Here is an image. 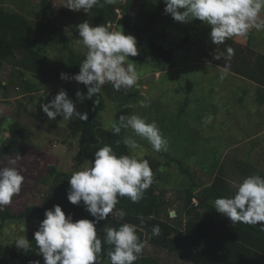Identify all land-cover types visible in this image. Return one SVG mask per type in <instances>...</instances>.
Here are the masks:
<instances>
[{
	"label": "rangeland",
	"instance_id": "1",
	"mask_svg": "<svg viewBox=\"0 0 264 264\" xmlns=\"http://www.w3.org/2000/svg\"><path fill=\"white\" fill-rule=\"evenodd\" d=\"M6 2V6L33 21L41 0ZM51 2L55 22L68 33L75 52L80 56L86 55L87 48L79 41L77 26L88 21L95 27V19L82 10L77 12L63 6L67 0ZM140 2L117 0L118 19L129 18L132 22ZM123 7L129 10L127 14ZM70 11L78 17L75 23L63 14ZM110 30L134 36L125 25H111ZM210 32L211 26L198 19L188 23L177 22L168 14L160 19L154 33L160 44L174 50L177 67L167 70L156 63L141 64L135 57H129L140 77L136 86L127 89V94H137L126 102L129 116L135 114L149 123L155 121L168 140L167 151H155L146 139L137 136L130 128L126 130L125 137L133 138L139 145L136 150L131 149L132 154L161 162L157 187L165 190L166 198L174 202L170 207L171 217L179 213L178 197L185 193V188L193 184L200 187L210 185L220 169L234 193L245 178L255 174L264 177V105H259L255 94L251 93L256 84L221 67L211 56L225 47L228 40H231L232 48L238 50L241 47L245 54L249 49L254 54L264 53V30L252 29L246 36H235L220 45L212 42ZM48 49L54 58L65 56L60 47ZM21 58L22 54L17 53L15 60L0 70V80L7 85V89L0 88V113L6 117L0 134V148L15 138L18 149L5 156L0 167L7 166L9 157L17 158V166L25 176L21 192L13 203L7 205L14 213L21 212L26 206L42 203L48 189L43 180L47 181L51 166L65 173L91 166V162L78 163L76 160L78 139L70 136L74 120H63L62 116L51 120L42 110L41 105L50 103L57 95L55 85L41 82L26 71L25 77H20L18 71L23 67L17 62ZM156 73H160L162 78L157 80ZM24 81L36 84L40 90L26 93ZM124 102V98L117 102L107 98L106 109L101 113L105 130L112 131L111 125L118 123L117 109ZM75 105L80 112V106ZM15 122H19L20 128H26L24 137L10 134L9 127ZM34 224L35 220L10 221L1 229L0 240L13 245L19 237L28 239ZM143 253L157 258L159 264H210L196 253L181 256L151 245H146Z\"/></svg>",
	"mask_w": 264,
	"mask_h": 264
},
{
	"label": "trees",
	"instance_id": "2",
	"mask_svg": "<svg viewBox=\"0 0 264 264\" xmlns=\"http://www.w3.org/2000/svg\"><path fill=\"white\" fill-rule=\"evenodd\" d=\"M6 1L0 0V70L5 64L13 62L17 53L22 54L21 60L17 62L23 67L18 71L20 77H25L29 73L41 82L55 85L56 94L65 90L69 99L80 106V112L88 113V120L75 119L70 131V136L78 139L79 150L76 155L78 163L94 162L95 152L105 145H111L118 156L131 155V149L123 143L127 129L122 128L118 135L105 130L101 113L106 109L107 98L116 102L124 98L125 102L117 109L116 118L119 122L121 115L129 116L130 110L126 102L137 94H127V89L123 88L116 91L110 83H106L102 86L100 94L92 96L91 99L85 97L81 102L76 93L79 91L86 96L87 86L71 77L79 73L80 64L86 55L80 56L75 52L68 33L55 22L52 0H41L40 9L33 14L35 19L33 21L6 6ZM165 8L164 0H141L132 22L129 18L118 19V8L115 4L106 5L104 8L94 7L88 14L95 19L96 26L125 25L137 40L139 54L135 58L139 63H156L164 69L172 70L177 67L174 50L160 44L159 37L154 33V28L157 27L160 19L168 15L165 14ZM122 9L125 14L129 12L124 7ZM63 14L69 16L73 23L78 19L73 11ZM249 45L250 40L247 49ZM232 46L231 40H228L226 46L219 49L216 54L224 53L226 56L227 47ZM50 47H60L61 53L65 56L52 57L48 52ZM247 51L248 54H245L246 51L239 47L238 50L234 49L235 54L230 60L222 57L217 62L221 67L224 66L256 84V88L251 93L255 94V100L259 105H264V53L254 54L250 49ZM61 73L68 75L69 80L61 79ZM24 84L26 93L40 90L36 84L29 81H24ZM0 88L7 89V85L1 80ZM5 121L6 117L0 113V134ZM9 129L12 136L18 134L17 137H24L23 134L27 133L26 128H20L19 122L13 123ZM117 141H120L119 145ZM16 145L15 138H12L6 146L1 147L0 161L5 156L17 152ZM146 159L153 171V183L145 191L143 199L133 203L127 197H119L116 208L123 209L127 213L124 219L114 218L110 214L107 220L97 224L98 236L102 239L101 264H110L107 252L112 250V246L104 243L103 228L106 225L118 228L123 223L136 225L137 234L141 241H147V245L170 253L181 256L196 253L210 264H264V231L259 230L260 225L245 223L233 225L227 217L214 209L215 199L235 195L222 169L218 171L210 185L200 187L193 184L185 188V193L178 197L181 206L179 213L176 211L177 215L171 217L170 207L174 202L166 198L165 190L157 187L162 164L159 161ZM47 175V181L43 180V182L48 185V189L41 204L26 206L18 213L12 212L8 206L0 209V235L1 229L10 221L35 220L34 227L28 235L31 250L25 252L23 249H18L16 244L6 245L0 240V264H33L37 260L40 264H44L43 256L38 254L39 249L36 247L34 234L38 231L40 222L45 219V212L54 209L55 205L62 206L66 216L71 215L74 221L95 219L86 211L83 202L80 205L69 202L68 180L72 173L59 172L55 166H51ZM14 199L15 197L13 201ZM196 199L197 204L194 203ZM141 216L143 223L139 219ZM157 225L160 232L154 235L152 230ZM135 264H159V262L157 258L143 253Z\"/></svg>",
	"mask_w": 264,
	"mask_h": 264
},
{
	"label": "clouds",
	"instance_id": "3",
	"mask_svg": "<svg viewBox=\"0 0 264 264\" xmlns=\"http://www.w3.org/2000/svg\"><path fill=\"white\" fill-rule=\"evenodd\" d=\"M116 3L117 0H67L63 6L88 13L94 7L104 8ZM164 3L165 14H170L177 22L188 23L198 19L211 26L210 37L216 45L235 36H246L252 29L264 30V0H164ZM110 28L111 25L105 24L94 27L88 21L77 26L81 37L79 41L87 48L79 73L71 77L87 86L86 96L79 91L76 93L81 102L85 97L91 99L100 94L106 83L119 91L134 87L139 81L135 63L129 62L130 56L139 54L136 38ZM226 53V56L224 53L215 54L214 59L223 57L230 60L235 54L232 47H227ZM66 78L67 75L61 73V79ZM41 107L51 120L57 116L68 121L88 120V113L77 111L65 90ZM122 128L132 129L137 136L146 139L155 151H167L168 140L155 121L149 123L135 114L121 115L119 122L111 125V130L118 135ZM119 143L117 141V145ZM123 143L132 150L139 147L131 137H124ZM17 165L18 159L9 157L7 166L0 167V209L10 205L21 192L25 176ZM68 181L69 202L74 205L83 202L86 211L95 219L74 221L71 215L66 216L62 206L55 205L54 209L45 212V219L34 234L38 254L43 256L44 264H101L102 239L98 236L97 224L107 220L110 214L123 220L127 213L116 208L119 197H127L133 203L142 200L153 183V171L147 159H141L136 154L118 156L111 145H105L95 152L90 167L74 171ZM214 209L233 225H260L259 230L264 231V177L255 174L245 178L234 196L215 199ZM139 219L143 223V217ZM103 230L104 243L112 246V250L107 252L110 264H135L147 245V241H141L137 234V226L123 223L118 228L106 225ZM152 231L158 235L159 226H154ZM15 244L25 252L31 250L27 237L17 238ZM33 264H40V261Z\"/></svg>",
	"mask_w": 264,
	"mask_h": 264
},
{
	"label": "built area",
	"instance_id": "4",
	"mask_svg": "<svg viewBox=\"0 0 264 264\" xmlns=\"http://www.w3.org/2000/svg\"><path fill=\"white\" fill-rule=\"evenodd\" d=\"M155 76H156V78H160L161 77V74L160 73H156ZM194 201H195L194 203H196V204L198 203L197 200H194Z\"/></svg>",
	"mask_w": 264,
	"mask_h": 264
},
{
	"label": "crops",
	"instance_id": "5",
	"mask_svg": "<svg viewBox=\"0 0 264 264\" xmlns=\"http://www.w3.org/2000/svg\"><path fill=\"white\" fill-rule=\"evenodd\" d=\"M155 78H156V76H155ZM162 78V76L160 77V78H156L157 80H159V79H161ZM141 87L140 86H138V89H140ZM145 89H147V87H145Z\"/></svg>",
	"mask_w": 264,
	"mask_h": 264
},
{
	"label": "water",
	"instance_id": "6",
	"mask_svg": "<svg viewBox=\"0 0 264 264\" xmlns=\"http://www.w3.org/2000/svg\"><path fill=\"white\" fill-rule=\"evenodd\" d=\"M67 77H68V75H67ZM69 78V77H68ZM68 78H66V79H68ZM175 215H176V213H174ZM173 216V215H172Z\"/></svg>",
	"mask_w": 264,
	"mask_h": 264
}]
</instances>
